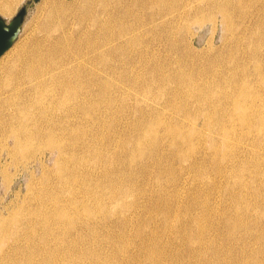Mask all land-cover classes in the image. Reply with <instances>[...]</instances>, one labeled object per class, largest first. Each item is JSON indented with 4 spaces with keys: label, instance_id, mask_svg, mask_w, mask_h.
I'll return each instance as SVG.
<instances>
[{
    "label": "bare ground",
    "instance_id": "1",
    "mask_svg": "<svg viewBox=\"0 0 264 264\" xmlns=\"http://www.w3.org/2000/svg\"><path fill=\"white\" fill-rule=\"evenodd\" d=\"M205 11L252 34L214 72L171 57ZM38 31L0 55V176L28 171L0 264H264V0H58Z\"/></svg>",
    "mask_w": 264,
    "mask_h": 264
},
{
    "label": "rangeland",
    "instance_id": "2",
    "mask_svg": "<svg viewBox=\"0 0 264 264\" xmlns=\"http://www.w3.org/2000/svg\"><path fill=\"white\" fill-rule=\"evenodd\" d=\"M56 1L58 0H37L35 2L32 0H19L14 7V11L10 15L5 16L0 13L1 17L8 20L12 18V16H14V14L20 8L21 5L24 4L28 5V11L25 20L22 24L20 33L15 41L16 44H19L20 42L24 41L28 35L41 34V32L38 30L40 25L43 23L46 10ZM62 1L70 2L73 5H76L77 1L79 0H62ZM246 10L247 9L243 7L242 13L239 14V17H244L243 19L245 20V22H247L249 16V15L247 16L244 15V12ZM207 14H209L207 11L199 14V16H202L204 18L201 26L192 24L188 28L189 30L186 31L184 34H182L181 37L182 39L177 42L178 51L176 52V54H173L171 57L177 58L178 56L181 58H185L186 61L190 63V66H194L198 70L200 68H204L208 72L209 71L211 72V70L214 72L215 70H219L221 68L219 65L221 59L224 56H226L229 52L233 51L236 37L240 35L242 40L241 45L249 48L251 44L252 34L250 32V27L248 28L245 34L240 33V30H242L243 28L242 27L243 19L240 18L241 19L240 20L239 17L235 16L234 14L231 20L233 23L232 27L231 26L228 27L227 25L225 26L226 22H224V19L222 15L219 13V11L213 12L210 17H207ZM207 18H209V20H207ZM199 35H202L201 39L199 38ZM246 41L248 43H246ZM31 155L32 156H30L29 159H27L25 155L21 156L20 158L18 157L19 163H25L22 167L28 166L27 167L28 170H35L36 172L35 175L39 174V170H41L39 169L41 168L40 167L41 163L46 165V169H51L53 167L52 165L54 161V156L51 157L48 150H41L40 148L38 150H35ZM41 158L44 159L42 160ZM174 165H177V162H175ZM13 170H20V168L16 169L14 164L10 163L7 166V171H6L8 172L6 173L7 177L3 178L0 176V179L3 182L4 186H6V188H8L9 190L7 196L0 202V208L3 204L9 203L11 200L15 202L16 200L20 199L25 191V184L27 183V177H28V174L26 172L28 171L22 170L23 173L22 172L20 173ZM19 185H22V188L19 191L21 193H19V196H15V191H18L17 189ZM1 194H2V189L0 195ZM183 197L184 196L182 194L180 201H184Z\"/></svg>",
    "mask_w": 264,
    "mask_h": 264
},
{
    "label": "water",
    "instance_id": "3",
    "mask_svg": "<svg viewBox=\"0 0 264 264\" xmlns=\"http://www.w3.org/2000/svg\"><path fill=\"white\" fill-rule=\"evenodd\" d=\"M37 1V0H32ZM28 11V5H21L12 18L0 16V55L10 47L18 36Z\"/></svg>",
    "mask_w": 264,
    "mask_h": 264
}]
</instances>
